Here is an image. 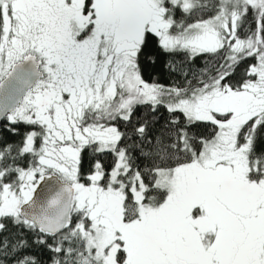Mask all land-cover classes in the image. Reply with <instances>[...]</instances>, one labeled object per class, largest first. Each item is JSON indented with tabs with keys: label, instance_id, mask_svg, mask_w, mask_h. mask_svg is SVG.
<instances>
[{
	"label": "snow or ice",
	"instance_id": "6c2138e0",
	"mask_svg": "<svg viewBox=\"0 0 264 264\" xmlns=\"http://www.w3.org/2000/svg\"><path fill=\"white\" fill-rule=\"evenodd\" d=\"M0 264H264V0H0Z\"/></svg>",
	"mask_w": 264,
	"mask_h": 264
},
{
	"label": "water",
	"instance_id": "95a60500",
	"mask_svg": "<svg viewBox=\"0 0 264 264\" xmlns=\"http://www.w3.org/2000/svg\"><path fill=\"white\" fill-rule=\"evenodd\" d=\"M46 185L45 186H42L40 189H38V192L39 193H44L45 192V190H46Z\"/></svg>",
	"mask_w": 264,
	"mask_h": 264
},
{
	"label": "trees",
	"instance_id": "16d2710c",
	"mask_svg": "<svg viewBox=\"0 0 264 264\" xmlns=\"http://www.w3.org/2000/svg\"><path fill=\"white\" fill-rule=\"evenodd\" d=\"M147 54H150V53H146V55H147ZM146 78H147V77H146ZM163 82H164V83H167V81H166V80H164Z\"/></svg>",
	"mask_w": 264,
	"mask_h": 264
}]
</instances>
